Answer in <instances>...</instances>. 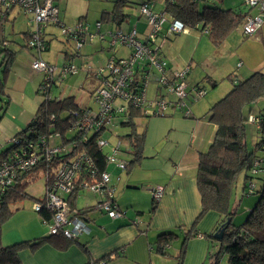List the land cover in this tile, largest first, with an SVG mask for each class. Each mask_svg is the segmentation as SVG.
Masks as SVG:
<instances>
[{
    "label": "trees",
    "instance_id": "trees-1",
    "mask_svg": "<svg viewBox=\"0 0 264 264\" xmlns=\"http://www.w3.org/2000/svg\"><path fill=\"white\" fill-rule=\"evenodd\" d=\"M205 1L208 0H145L139 4L140 13L138 18H144L146 20V27L150 31L148 20L141 13L142 6L147 4L154 11L167 14L169 22L179 20L185 27L201 31L208 37L212 45L220 47L237 28L243 27L246 18L250 15V11L244 13L233 8L221 7L215 3L207 4ZM132 4V0H116L111 11L101 14L100 19L97 21V23H100V27L97 26L98 35H104V38H101V44L108 37L110 38V35L106 33L104 24L121 28L128 22L130 17L125 9L126 7L132 6ZM158 4L160 5L159 8H157ZM13 10L6 12V15H1V19L8 18ZM61 22L65 25L63 21ZM167 27L168 23L165 25L164 30L161 31L159 37L165 36ZM48 34L46 30L44 37L47 38L46 35ZM80 34L78 37L85 40L83 48L87 43L96 40V37L91 40L90 36L86 33ZM24 37L27 39L25 44L27 46L30 34L25 32ZM67 38L68 40L71 39L68 36ZM147 39H144L143 42H146ZM49 40L51 38L46 39L47 44L45 50L48 49ZM1 43L4 46V55L1 62L4 76L2 78L0 77V89L4 92L8 74L12 70L11 68L16 60V51L8 47V39L6 36H3ZM102 47L104 48V45ZM115 47L111 46L110 40V47L108 48L113 52L108 60L112 57L115 60L120 57L117 55ZM27 48L31 49L28 46ZM82 49L79 50L76 48L77 57L83 56ZM76 56L66 51L67 58L64 60L63 66L72 64V58ZM106 65L100 67L101 71L99 74L97 70L99 67H92L91 65L87 72L93 71L95 77L102 83L105 78L108 79L111 76ZM57 73L59 74V71ZM57 73L54 74V85L51 88L52 96L48 99L46 97L43 98L37 107L33 119L27 124L26 128L20 130L5 143L0 144V163L8 159L12 152L16 150L21 151L22 144L16 142L17 138L21 139L22 142L30 140L39 143L40 136L46 135L48 137L52 133L59 132L63 145H69L76 152H85L93 160L98 173H101L106 171L109 165V153L104 148L98 146V139L104 138L110 141L109 135L115 134V127L126 126L129 128L128 132L115 134L117 145L122 153L117 155V159L124 160L126 169L131 171L144 159V146L147 134V124L139 130L137 120H148L155 116L170 117L172 116L169 113L170 109L176 106L174 94L170 93L165 85H162L159 80L155 79L154 83L156 84L157 92L154 103L157 100L165 98L170 102V106H167L166 109L160 110L157 104L153 103L150 107L152 109L149 112L147 106L135 107L130 105L122 112L115 113L112 123L108 126L103 124L98 132L95 129L79 130L76 127V123L88 111L97 110L93 97L94 93L89 91L88 98H84L82 101L73 94L63 96L62 91H59V95H55L53 93L54 88L58 87L57 84L59 81H64L62 78H59ZM41 75L42 79L38 85V90L44 80V74L41 73ZM67 76H71V74ZM132 76L134 78L132 77L128 80L126 89L140 92L144 84L139 81L138 72ZM168 76L172 79L171 71ZM228 77H231V88L210 108L207 114L209 121L214 123L217 129L209 149L201 153L199 158L197 185L200 192L202 210L192 226L186 231L179 249V254L176 256L178 264H184L188 241L200 235L198 233V225L205 214L210 211H214L220 216L219 221L211 232L202 233V236L213 238L218 243V249L211 255V264H219L220 260L226 255L228 256L229 264H264V108H261L257 114L251 112L252 103L264 96V73L258 70L246 78L237 79L235 76L232 77V75ZM131 79L132 81H130ZM204 80L210 82L213 87L217 85V81L208 75L204 77ZM195 85L197 88L202 89L200 83ZM89 98L92 103L89 102ZM9 104L8 99L6 109ZM247 108H249V112H246ZM249 124L255 127L258 135V140L252 149H249L247 143V127ZM50 125H52L51 129ZM123 141H126L129 145V152L122 147L121 143ZM74 142H76V147L73 146ZM6 144H9V146L6 147ZM34 149L40 152L39 147ZM124 150L128 155L127 159L123 156L125 155ZM29 156V151H27L24 159L29 158ZM67 157V153L65 152L52 156L47 161L41 157L38 161L36 160L30 164L28 170L19 172L17 174L18 177L11 186L5 188L0 187V264H23L20 257L22 250L30 249L31 251H35L45 243H50L59 250H67L72 244L77 242V240L68 239L62 235L51 234L32 240H19L7 245H4L2 241L3 225L15 213L14 206L17 203H21L27 198L35 200V203L44 202L43 199L36 198L27 191L29 185L41 176L45 177L48 169L55 168L57 164H60ZM254 170L256 172H253ZM242 174L244 192L241 195L243 198L247 194L257 197H254L255 202L250 207L249 214L246 216L244 222L236 225L233 217L239 211L240 203L234 206L232 197L237 179ZM259 180L263 181L260 186L257 183ZM251 185H253V188L249 190ZM78 193L79 189H76L75 193L69 197V202L72 207L76 205L75 201ZM156 203L157 201L154 200L152 212L156 209ZM87 212L88 210H82V213L85 215ZM39 214L41 217L47 219L51 216L50 211L46 207H43ZM222 225H224L222 237L217 239L214 234ZM178 237L177 231L159 234L156 251L165 256H172L170 248L172 242L177 240Z\"/></svg>",
    "mask_w": 264,
    "mask_h": 264
},
{
    "label": "crops",
    "instance_id": "crops-1",
    "mask_svg": "<svg viewBox=\"0 0 264 264\" xmlns=\"http://www.w3.org/2000/svg\"><path fill=\"white\" fill-rule=\"evenodd\" d=\"M251 9L256 8L250 7L248 9L250 15H253L251 14ZM134 27L139 31L138 38L141 40L146 39L149 33L146 26L139 30L138 23H135L129 26L124 24L121 28L128 30ZM239 28L240 32L235 33L232 37V34L238 30L236 29L220 47L212 45L208 37L201 31L188 27L175 35H169V38H163L164 42L162 41L163 36L159 37L158 43L162 47V53L168 61V66L171 69H178L185 64H189L191 70L187 75V81L191 86L200 83L205 91L204 94L206 95L207 93L209 95L214 87L210 82L204 80V77L206 75L212 77L217 81L218 85L220 80L217 78L220 73H226L230 69L227 64L232 57L234 59L236 56H241L240 61L234 64L239 68L245 65L246 60L252 65L248 63V70L247 72L243 70L242 76L237 73V70H231L228 75L239 79L246 78L258 70L264 73V21L261 28L252 35H245L242 26ZM105 29L108 34L110 30L115 29V26L106 25ZM32 30H28L27 33L30 34ZM47 33L49 34L46 35L47 38L45 39H49L52 34L49 30H47ZM165 36H167V32H165ZM248 36H250L249 40L242 39H246ZM50 42L51 40H49L48 49L50 48ZM233 42L237 43L234 44ZM248 42L251 45H247ZM25 47V49L31 50L27 46ZM210 48H214L213 56H211ZM23 52L16 51V60L8 74V78L11 76V72H16L18 65L24 64L25 67L30 66L32 69L31 64L35 54ZM224 52L226 54L221 60L222 64L219 66L212 64L210 57L215 59L222 57ZM126 53L128 54V50H125L124 54ZM66 58V52H64V60ZM45 61L53 64L49 60ZM33 73L37 74V71H33ZM5 89L6 84L4 92ZM25 89L24 86H21L20 92L25 93ZM149 91L150 86L148 98L154 100L157 92L156 84L152 90V95H149ZM193 97V94L189 95L185 110L175 106L170 109L169 113L172 114L170 117H162L163 120L159 121L152 119L153 117L148 119L144 159L138 166L131 171L126 168L120 169L114 163L107 166L106 171L111 175V185L114 189L116 201L126 211L125 215L111 218L108 215L104 216L105 213L94 210V205L102 198L103 194L92 191L90 193L94 195L93 201L80 207L78 205V197L87 190L79 189L75 207L79 211L88 210L84 216L90 225L91 231L80 236L77 242L72 244L67 250H59L50 243L43 244L35 251L24 249L20 252L22 263L178 264L176 256L179 254L186 231L192 226L202 210L201 197L197 185L200 154L209 149L208 146L212 143L217 129L216 125L210 122L207 117L211 107L209 110H207L208 107L205 108L207 112L205 110L203 114H198V111L194 109V103L199 99L188 105ZM174 98L176 101L175 95ZM208 104H211L210 100ZM187 110H190V116H185ZM22 126L23 123L19 120L0 122V144L5 143L22 130ZM121 145L129 152V145L126 141H123ZM125 150V155L123 156L127 159L128 155ZM123 174H126L124 178L122 177ZM123 179H125L124 183H122ZM155 187L163 188V195L157 200L156 209L152 212L154 206L152 189ZM118 191L119 195L117 194ZM238 191H242L243 194L244 188ZM43 196L40 199H43ZM248 200H250V204H246L250 208L253 206L255 199L249 198ZM39 217L44 223L40 214ZM135 218H138L137 222L134 221ZM219 218L220 216L214 211L205 214L198 225V233L200 235L188 241L184 264H207L210 242L208 238L205 239L206 237L202 236V233L211 232ZM170 231H177L179 237L172 242L170 248L172 256H165L156 251L157 238L159 234ZM4 237L3 235L2 241ZM39 237L42 236H37L36 232V234L24 240H32ZM17 239L19 238L14 236L11 241H19ZM7 243L10 244L8 241ZM7 243L4 245H7ZM219 264H229L228 256H224Z\"/></svg>",
    "mask_w": 264,
    "mask_h": 264
},
{
    "label": "built area",
    "instance_id": "built-area-1",
    "mask_svg": "<svg viewBox=\"0 0 264 264\" xmlns=\"http://www.w3.org/2000/svg\"><path fill=\"white\" fill-rule=\"evenodd\" d=\"M244 2L251 8L257 9L256 15H249L242 27L245 35H252L263 24L264 0H244ZM0 7L2 8L1 15H6V12L19 8L30 17V22L34 24L27 46L35 50L38 56L34 57L31 67L44 74L43 83L39 86L38 91L46 99L50 98L52 96L51 88L54 85V74L59 71V74H57L63 80L67 75L79 73L80 68L73 63L59 68L57 65L43 60L40 53L45 50L47 44L44 33H46L49 25L60 26L63 34L74 40L75 47L80 50L83 48L85 40L80 39L78 36L81 35L80 33L87 34L88 28H85L82 23H78L73 28L64 25L59 19L60 8L55 0H0ZM141 13L148 20L150 26L146 42L138 38L139 33L136 27L128 30L116 27L108 32L111 46H116V51L124 47L130 52L126 56L118 57L116 60L113 57L108 60L106 67L111 76L108 79L105 78L93 94L97 110L88 111L76 123L79 130L95 129L98 132L103 124L108 126L112 123L115 113L122 112L130 105L135 107L147 106L150 112L154 100L148 98V86L155 79L159 80L170 93L175 95L177 98L175 105L183 110L187 107V99L190 94L194 95L193 101H197L205 95L203 89L197 88L195 85L191 86L187 81V75L191 70L190 65L185 64L178 69L169 68L168 61L163 56L162 47L158 43L160 33L167 23V36H163L162 41L163 38H169V35H175L184 30L186 28L184 24L179 20L169 22L167 14L154 11L147 4L142 6ZM97 26L100 27V23H97ZM94 38V35L90 36L91 40ZM100 38H104V35L102 34ZM97 70L99 74L101 69ZM170 71L172 79L168 76ZM137 72L139 74L138 79L143 82L144 87L140 92L126 89L128 80ZM154 104H157L160 110L170 106V102L165 98L157 100ZM185 114L190 116V110H187ZM51 128L52 125H50ZM57 136L60 143L54 141ZM48 137L46 135L40 136L39 143L30 140L22 142L21 139L17 138L16 142L22 144L21 151L12 152L8 159L0 163V187L11 186L18 177L17 174L28 170L30 164L36 160L38 161L39 158L42 157L47 161L52 156L65 152L68 156L67 159L61 161L55 168L48 169L45 173L44 202H37L34 205L37 212H40L43 207L50 211L51 216L49 219L42 217L43 222L49 227V234L62 235L68 239L78 240L80 236L91 231L85 214L70 205L69 197L75 193L76 189L103 194L102 198L94 205V210L105 213L111 218L125 215L126 211L116 201L110 173L108 171L98 173L93 160L85 152H76L69 145H63L59 132L52 133ZM108 144V140L98 139L99 147L105 148ZM73 146L76 147V142L73 143ZM37 147L40 148V152L34 149ZM27 151H29L30 156L24 159ZM118 154L122 153L119 146L116 145L111 156H108V164L114 163L118 168L125 169V161L117 159ZM253 172H256V170ZM98 176L99 178H97ZM252 188L253 185L250 186L249 190ZM152 192L154 200L157 201L163 195V188L155 187ZM134 221L137 222L138 218H135Z\"/></svg>",
    "mask_w": 264,
    "mask_h": 264
},
{
    "label": "rangeland",
    "instance_id": "rangeland-1",
    "mask_svg": "<svg viewBox=\"0 0 264 264\" xmlns=\"http://www.w3.org/2000/svg\"><path fill=\"white\" fill-rule=\"evenodd\" d=\"M116 0H55V3L60 8V14L59 18L61 21H63L67 27L73 28L78 25V23H82L85 28H89L88 35H94L96 37V40H94L91 43H87L85 47L82 49L83 56L77 57L76 56V47L74 40L70 39L68 40L67 35L63 34L62 27L56 26V25H49L47 30H49L52 34L49 38H51L50 42V48L44 51H41V58L44 60H49L53 64L57 65V67L61 68L63 66L64 62V52L68 51L73 53V56H76L72 58V63L76 65L81 71L79 74H74L71 76H67L64 80V82H58V87L54 88L53 93L55 95H59V91L63 92V96L66 94H73L81 101L84 98H88L89 91L92 93H95V90L101 85L100 81L97 77H95V74L93 71H89L88 67L91 65L92 67H101L105 66L107 63L108 58L112 54V50H110L108 47H110V38L108 37L105 42L101 44V38L98 35L97 31V21L100 19V16L103 12H109L112 10L114 3ZM145 0H132V6L126 7L125 11L130 15L129 20L127 23H125L126 26L134 25L135 23H138L139 30L146 26L147 22L144 18H138L139 17V4ZM207 4H218L221 7L224 8H233L235 10L241 11V12H247L250 8L249 5L244 3V0H208L205 1ZM160 5H157V8H159ZM1 10V8H0ZM257 13L256 9H251V14L255 15ZM29 16H26L23 14L18 8L14 9L13 12L10 13V15L5 17L3 20L1 19V13H0V77L2 78L4 76L3 73V66L1 65L2 58H3V48L4 46L1 43V40L3 39V34H5L6 38L8 39V47L12 50L16 51H24L23 53L35 54L34 56H38L37 53L33 50H27L25 49V38L24 33L28 30H32L34 28V24H32L29 21ZM106 24H104V27ZM233 34L240 32V28H237ZM231 37V39H232ZM244 40H249L250 36H248L246 39L242 38ZM236 44L237 42H233ZM104 45V48L102 47ZM238 45V44H237ZM247 45H251L249 42ZM251 47V46H249ZM213 49L210 48L211 56H213ZM126 48L122 47L119 50L117 49V55L123 56L125 53ZM127 54V53H126ZM124 54V55H126ZM225 52L222 55V57H217L216 59L214 57H210V60L212 64H216L219 66L222 64L221 60L225 56ZM33 56V59H34ZM241 56H236L234 59L233 57L228 62L227 66H229V70L226 71V73H220L218 76V80H220V83L215 86L211 93L208 95H204L201 97L196 103H194L193 99H190L188 105L194 103V109L198 111V114H203L205 112V108L208 107L207 110H209L210 107H212L217 101H219L225 93L231 88V77L229 78L228 73L231 70H237V73L242 76V71L245 70L247 72L248 70V63L252 65L248 60H246V63L243 67H237L234 64H237L240 61ZM37 71L35 69H31L30 66L25 67L24 64L18 65L16 68V72H11V76L7 79L6 82V89L5 92H2L0 89V122H3L5 120H19L23 123L22 128H26L27 124L33 119L35 112L37 110L38 105L43 100L44 96L40 91H38V85L39 82L42 79L41 72H37V74H34L33 71ZM224 70V69H223ZM252 71V70H250ZM249 71V72H250ZM248 72V73H249ZM24 86L25 93L20 92V87ZM82 86V87H81ZM155 88V83H150V91L149 95H152V90ZM209 90V89H208ZM9 95H8V94ZM215 98V99H212ZM9 99V106L6 109V103ZM90 103V98L88 99ZM192 100V101H191ZM211 101V104H208V101ZM208 104V105H206ZM264 96H262L260 99H258L256 102L252 103L251 112L253 114H257L261 108H264ZM206 110V112H207ZM246 112H249V108L246 109ZM152 119H156V121L163 120L162 117H153ZM252 121H254L252 119ZM148 120L146 119H138L137 120V127L138 129H142L146 124ZM252 124H249L248 128V134H247V143L249 149H252L258 140L257 133L255 130V127L250 126ZM119 134H123L129 131V128L126 126H117L114 129ZM115 134L109 135V144L105 146V151L108 152L111 156L113 153V148L117 145V139L115 137ZM59 137L57 136L54 141H57ZM60 143V140L57 141ZM6 147L9 146V144L5 145ZM209 147V146H208ZM112 163H110L111 165ZM161 171V170H160ZM123 174L122 177L124 178ZM155 176V175H154ZM125 179H123L122 183H124ZM258 185H262L263 181L259 180ZM243 188V174L239 176L237 179L236 185L234 186L233 191V202L234 206L238 205V202L240 203V207L238 208L239 211H237V214L234 215L233 220L236 225H239L244 222L246 219V216L249 214L250 208H248L247 204H250L249 198L257 197V196H251L250 194H247L244 198L241 195ZM27 191L33 195L36 198H40L44 195L45 192V177L41 176L39 179H37L34 183L29 185ZM119 195V191L117 193ZM250 196V197H249ZM94 199L93 193H90V191H86L82 193L78 197V205L80 207H83L87 204H90ZM238 201V202H237ZM247 203V204H246ZM35 200L27 198L25 201L21 203H17L14 206L15 213L12 215V217L6 221L3 225V235L4 237V244L8 242H14L11 241L14 236L15 238H19L17 240H24L27 239V237L32 236L33 234H36L37 236H44L46 234H49V227L42 223L38 212L35 211L34 208ZM104 216H107L105 214ZM207 239V238H205ZM210 242V248H209V255L207 264H211V255L214 251L218 249V243L213 238H208ZM9 244V243H7Z\"/></svg>",
    "mask_w": 264,
    "mask_h": 264
},
{
    "label": "water",
    "instance_id": "water-1",
    "mask_svg": "<svg viewBox=\"0 0 264 264\" xmlns=\"http://www.w3.org/2000/svg\"><path fill=\"white\" fill-rule=\"evenodd\" d=\"M223 228H224V225H222L220 227V229L214 234L215 238L217 239H220L222 237V234H223Z\"/></svg>",
    "mask_w": 264,
    "mask_h": 264
}]
</instances>
